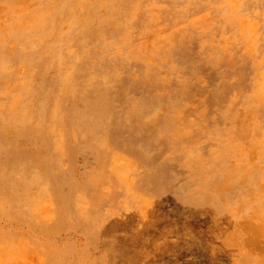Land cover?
I'll list each match as a JSON object with an SVG mask.
<instances>
[{"label":"rangeland","instance_id":"1","mask_svg":"<svg viewBox=\"0 0 264 264\" xmlns=\"http://www.w3.org/2000/svg\"><path fill=\"white\" fill-rule=\"evenodd\" d=\"M0 264H264V0H0Z\"/></svg>","mask_w":264,"mask_h":264}]
</instances>
